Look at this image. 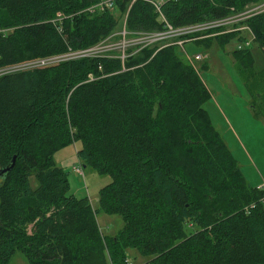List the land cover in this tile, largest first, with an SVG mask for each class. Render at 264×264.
<instances>
[{
	"label": "trees",
	"instance_id": "1",
	"mask_svg": "<svg viewBox=\"0 0 264 264\" xmlns=\"http://www.w3.org/2000/svg\"><path fill=\"white\" fill-rule=\"evenodd\" d=\"M101 1L0 0V70L92 47L121 29L133 0L85 11ZM263 3L169 1L162 15L179 28ZM240 25L254 38L235 58L250 69L252 44L264 53V12ZM127 28L161 31L164 21L137 0ZM231 34L212 38L245 33ZM160 47L124 66L81 60L0 76V168L15 159L0 181V264L17 253L29 264H132L129 250L150 259L143 264H264V187L249 185L212 127L203 109L210 92L182 48ZM76 142L84 170L111 178L97 209L70 193L54 162ZM99 214L120 216L124 227L105 237Z\"/></svg>",
	"mask_w": 264,
	"mask_h": 264
},
{
	"label": "rangeland",
	"instance_id": "2",
	"mask_svg": "<svg viewBox=\"0 0 264 264\" xmlns=\"http://www.w3.org/2000/svg\"><path fill=\"white\" fill-rule=\"evenodd\" d=\"M61 3L63 7L64 3ZM88 14L92 15L91 12ZM239 26L242 27L238 24L237 27ZM229 30L231 29L227 30V35L220 37L232 35ZM242 37L249 38L247 33L242 34ZM242 37L237 36L229 41L212 37L192 40L184 45L180 54L210 92L211 99L204 104L203 109L212 127L225 143L245 180L251 187L260 188L264 187V53L257 45L252 44L249 49L251 68L243 69L235 58L238 46L243 44ZM207 39L211 40L203 41ZM197 55H202L205 59L196 62L194 57ZM79 148V142L66 146L55 154L54 162L67 174L70 193L77 198H87L92 208L97 209L99 192L111 182V178L100 176L92 169L84 170V178L73 173V167L79 164ZM186 175L190 177V174ZM30 184L33 188L36 187L35 177L30 179ZM206 212L209 214L208 209ZM97 221L105 237L116 236L124 227V222L118 215L99 214ZM128 256L132 264H143L150 260L142 257L136 250H129ZM10 264L29 262L22 254L17 253Z\"/></svg>",
	"mask_w": 264,
	"mask_h": 264
},
{
	"label": "built area",
	"instance_id": "3",
	"mask_svg": "<svg viewBox=\"0 0 264 264\" xmlns=\"http://www.w3.org/2000/svg\"><path fill=\"white\" fill-rule=\"evenodd\" d=\"M137 0H133L127 13L122 17V27L117 32L111 33L107 38L99 42L98 44L79 51H69L68 53L60 56H54L46 59H38L29 62L22 63L20 65L11 66L0 70V76L24 71H31L36 69H43L46 67L58 65L69 61H81V60H120L124 66L126 60L133 56H136L145 49L153 48L155 46H179L184 50V45L192 40L203 39L212 37L213 35H225L228 34L227 30L231 33H247L249 38L240 44L237 50L242 51L246 47H249L253 41V34L247 26L237 27L238 24H243L253 16L264 12V3L255 7L253 10L242 13L240 15H233L225 19H218L212 21H206L197 23L194 25L183 26L174 28L166 22L162 15V7L169 1H181V0H143L151 4L155 11L159 13L162 21H164V28L161 31L154 32H132L127 28V19L131 6ZM117 0H103L97 5L88 9L89 12L94 13L96 11H108L114 12ZM6 33V31L0 30V35ZM214 33V34H212ZM186 53V51H185ZM188 60L191 59L187 56ZM205 59L202 55L194 57V61L199 62ZM73 173L78 177L84 178V169L79 163L73 167Z\"/></svg>",
	"mask_w": 264,
	"mask_h": 264
},
{
	"label": "water",
	"instance_id": "4",
	"mask_svg": "<svg viewBox=\"0 0 264 264\" xmlns=\"http://www.w3.org/2000/svg\"><path fill=\"white\" fill-rule=\"evenodd\" d=\"M14 165H15V159L11 162V164L8 167L0 168V179L1 180H4L7 174L12 171V169L14 168ZM83 169L85 168L83 167Z\"/></svg>",
	"mask_w": 264,
	"mask_h": 264
},
{
	"label": "crops",
	"instance_id": "5",
	"mask_svg": "<svg viewBox=\"0 0 264 264\" xmlns=\"http://www.w3.org/2000/svg\"><path fill=\"white\" fill-rule=\"evenodd\" d=\"M263 187V186H262ZM261 188V187H260Z\"/></svg>",
	"mask_w": 264,
	"mask_h": 264
}]
</instances>
